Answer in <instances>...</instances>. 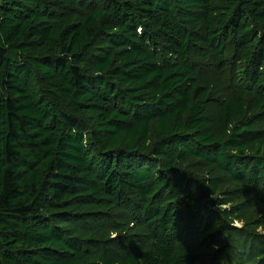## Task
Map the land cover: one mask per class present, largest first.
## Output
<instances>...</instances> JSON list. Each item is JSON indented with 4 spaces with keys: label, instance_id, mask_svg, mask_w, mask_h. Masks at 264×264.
<instances>
[{
    "label": "trees",
    "instance_id": "obj_1",
    "mask_svg": "<svg viewBox=\"0 0 264 264\" xmlns=\"http://www.w3.org/2000/svg\"><path fill=\"white\" fill-rule=\"evenodd\" d=\"M262 210L264 0H0V264H264Z\"/></svg>",
    "mask_w": 264,
    "mask_h": 264
},
{
    "label": "rangeland",
    "instance_id": "obj_2",
    "mask_svg": "<svg viewBox=\"0 0 264 264\" xmlns=\"http://www.w3.org/2000/svg\"><path fill=\"white\" fill-rule=\"evenodd\" d=\"M217 95V94H216ZM216 106L215 105H210V107H209V112H208V114H209V116L211 117V121L212 122H214V120H215V118H216ZM234 194L232 195V196H228L229 197V200L228 201H231V203H232V197L234 196V195H236V194H238V196H236V198L235 199H233L234 200V202H236V203H239V202H242V205H241V209H246V208H248V207H250V205H253L254 206V208L255 207H258L257 206V204L256 203H254V201H253V199H249L250 197H249V194H248V192L246 191V190H244V191H236V192H233ZM230 203V202H229ZM230 203V204H231ZM230 204H225V205H227V207H228V205H230ZM225 205H222L221 207H224ZM253 209V208H252ZM257 212H258V210H257ZM262 212H264V210H262ZM261 212V213H262ZM245 214V213H244ZM258 216H260V214H258L257 215V217ZM236 224H242L243 225V227L245 226V222H244V220H241V219H238V218H234V220H233V222H232V225H233V227H234V225H236ZM236 227V226H235ZM243 227H238V228H243ZM252 228L251 229H253L254 228V226H251ZM258 228H262V226H258L256 229H258ZM258 232V231H257ZM113 233V232H112ZM112 233H111V236H112ZM128 234V233H127ZM112 238H113V236H112ZM201 237L199 236L198 237V239H200ZM132 240L133 239V237L132 236H127V238H125L124 240ZM197 239V238H196ZM134 240H136V238L134 239ZM134 243V242H133ZM236 246H238L237 244H236ZM245 246V245H244ZM247 246V245H246ZM241 247V246H240ZM238 248V247H237ZM247 249H249V247L247 246ZM103 250V249H102ZM111 250V249H110ZM112 250H114V248L112 249ZM89 251H92V249H89ZM229 251H230V247L229 246H225V249H224V257H226L228 254H229ZM248 251L249 250H247V254H248ZM112 252V251H111ZM245 258H246V256H245Z\"/></svg>",
    "mask_w": 264,
    "mask_h": 264
},
{
    "label": "clouds",
    "instance_id": "obj_3",
    "mask_svg": "<svg viewBox=\"0 0 264 264\" xmlns=\"http://www.w3.org/2000/svg\"><path fill=\"white\" fill-rule=\"evenodd\" d=\"M224 207H227V205H225ZM234 226H236V227H243L242 224H236ZM257 231H258L259 234L264 235V228H258ZM116 235H117V233H115V232L112 233V236L113 237H115Z\"/></svg>",
    "mask_w": 264,
    "mask_h": 264
}]
</instances>
